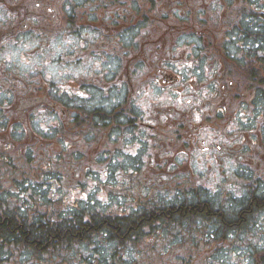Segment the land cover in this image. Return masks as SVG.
Instances as JSON below:
<instances>
[{
    "label": "flooded vegetation",
    "instance_id": "af4514ba",
    "mask_svg": "<svg viewBox=\"0 0 264 264\" xmlns=\"http://www.w3.org/2000/svg\"><path fill=\"white\" fill-rule=\"evenodd\" d=\"M53 66L86 75L57 90ZM42 109L58 123L43 128ZM121 135L140 163L119 169L134 187L120 218L209 192L219 217L264 226V0H0V147L35 163L63 146L110 157ZM227 227L224 242L249 235Z\"/></svg>",
    "mask_w": 264,
    "mask_h": 264
},
{
    "label": "trees",
    "instance_id": "16d2710c",
    "mask_svg": "<svg viewBox=\"0 0 264 264\" xmlns=\"http://www.w3.org/2000/svg\"><path fill=\"white\" fill-rule=\"evenodd\" d=\"M12 164L13 160L9 162V165L14 166ZM49 166L47 165V170ZM5 171L6 169L4 168L0 169V173H5ZM112 174L113 172L108 170L107 175ZM206 194L210 196L209 192ZM9 197L4 199L0 209L12 208L6 202L10 199ZM200 199L203 198L200 197ZM200 199H197L195 196L192 198L185 197L184 202L182 201L184 206L180 208L174 207L175 204L172 203L154 204V206H151L149 212L145 211L128 218H120L117 215L105 217L100 212L89 210L87 206H81L77 208L83 211L81 214L77 213L79 211L73 208L67 211L69 215L65 211L67 213L65 215H60L61 212H59L54 216H35L30 219L27 212H33L34 208L20 202L14 208L15 211L0 212V264L7 259L13 258H17V264L29 262L25 260L23 253H29L33 259L40 262L45 260L48 264H97L98 260L100 262L101 259V257L100 259L98 258L99 254L98 256L95 255L96 258L94 259L87 258L86 254H80L77 257V261H75V258H71L70 251L75 249V247H86L85 243L93 246L95 240L99 237H103L109 244L113 243L115 246L114 250H109L110 252L107 253V257L105 256L104 258L108 264H117V261H120V257L124 261V254L132 252L135 249L134 246L137 247V243L139 244L143 240H140V238L143 237L152 239L153 242H151L153 244L151 247L154 248L153 251L158 249L157 245H159V253H166L170 250L176 252L175 247L179 244L181 246H188V243L178 241H172L173 243L164 242L168 238L166 236L167 231L175 239L182 237V241L188 239V235L192 232L193 234L196 232L197 235L191 238L195 242L193 246L197 249L193 252H204L199 250L201 245H211L210 249L207 250L208 252L217 249V246L224 247L223 243L225 242H223L221 235L226 236L227 233L232 231V228L227 226L229 224H236L241 231L244 228V224H241L243 221L240 217H235V210L228 211L231 215L228 218L219 217L217 214H221L222 211L218 210L217 213L214 211L215 207L210 198L207 201ZM253 206H255L254 203H248L250 209ZM236 218L238 221L235 220ZM252 219L253 215L249 218V222ZM178 220L182 228L180 225H175ZM216 220H219L217 224L219 226L218 234L215 239L216 241H211V236L215 232ZM220 220L223 225H221ZM181 229L182 232L179 231ZM158 236L161 239L164 238L159 243L158 241H154ZM249 237H253L252 241L247 240L246 242L243 237H238L236 234L238 242L240 241L243 244H248L249 242L250 248L251 246L257 247L255 251L250 252V257H247L250 264H264V248L260 246V242L255 240L256 234L251 233ZM132 240H134V244L132 243L134 246L130 244ZM246 246L248 248L249 245ZM118 254L119 258H117ZM219 255H222V253ZM217 257L218 255H214L206 258L204 261L199 260V262H203L202 264H220V259ZM189 259L185 262V259L177 258L174 262L177 264H197L198 262L196 258ZM166 261L167 259L162 257L158 264H165ZM230 262L238 264L239 260L233 259Z\"/></svg>",
    "mask_w": 264,
    "mask_h": 264
},
{
    "label": "rangeland",
    "instance_id": "374dc122",
    "mask_svg": "<svg viewBox=\"0 0 264 264\" xmlns=\"http://www.w3.org/2000/svg\"><path fill=\"white\" fill-rule=\"evenodd\" d=\"M60 43H58L57 45H59ZM67 44V43H66ZM63 45V48H65L68 45ZM60 47V46H59ZM110 68V67H109ZM100 69L99 67H95L92 68V72L96 71L97 73L99 72ZM86 70L85 67L83 68H65L62 66H53L51 68H49L47 70V76L50 77L52 76V79H60L62 77H66L69 75L70 78L72 79V77L74 75H80L81 73H84L83 75H86ZM83 75L81 77H83ZM73 80H71L72 82ZM66 87H68L66 85ZM39 119V116H38ZM58 123L57 119H54V117L49 116V115H41V124L44 127H49L51 124H55ZM111 142H113V146L114 148L112 150L116 151L115 154H113V156H110V158H112V164H106V163H97V165L99 164V168L104 167L105 169L109 168V171L111 172V170H113V174L112 175H107L105 173V171L99 169L96 164L94 166H90L88 167L84 172H82L78 169V167L75 164L70 165L72 172L71 174L69 173V171L67 169H65V167L63 165H65V162H62V164H58L59 169L57 168V172L59 173V175L54 178V171L53 169H56L55 166L53 167H49V169L47 170V176H48V181L47 184L48 186H44V183L41 181L42 180V173L38 176L39 181L41 183L40 188L46 189L47 192L50 193V196L53 198L52 202L56 204L57 200H59V202L61 204H63V206H61V208L59 207L61 211L63 212H67L68 208L73 207V205H77V203L84 198V194L86 191L88 194V197L85 200H82V202L84 203L85 206L89 207V210L92 211H97L100 212L103 216H111V215H123V204L122 201L126 199V192H129L130 190L134 189V187H132V185L130 186V183L128 182V180H126L124 177H126V174H122V170L119 171V169L122 167L124 168L126 166V169H130L131 167H133V162H137L140 163V160L138 159H130L124 156V154L122 153V151H127L129 154L130 153H134L135 150L134 148H138V143L137 144H132L131 140L129 137L126 136H122L121 137H116L115 139H113ZM133 149V150H132ZM72 150V149H70ZM55 150H52V153L55 154ZM63 152H67L64 151ZM4 153V156H6L9 159H12L11 154L9 151H4L1 152ZM61 160H67V159H71L69 154L67 156H59ZM109 159V158H108ZM3 162L4 164L8 163L9 160H7L6 158H2L0 157V163ZM14 166H16V169H19V166L22 164H18V163H13ZM29 165H27V167H30L29 170L26 168L27 172H31L32 177L34 176L32 173L33 170V164L28 163ZM44 164H42L43 166ZM3 166H1L0 168H2ZM24 166H21L20 169H22ZM133 170V169H132ZM131 170V171H132ZM118 172L120 174V176L118 175ZM69 173V174H68ZM14 173H10V176H13ZM29 175V174H28ZM16 176H18L19 179H24L25 175H21L20 173H18ZM124 176V177H123ZM51 177H53V179H51ZM5 176L2 178V175L0 174V192H5L2 193L1 195L7 194L5 195L3 199L9 197V194L12 193V189L7 190V182H9L8 180L4 179ZM119 179V180H118ZM51 185H50V184ZM125 183H128V185H125ZM65 184L71 185V186H66ZM133 184V182H132ZM78 186H83L84 188H80ZM21 187V190L23 188H28L29 186L28 184H23L21 186H19L18 188ZM56 187L59 189L58 193L55 191ZM77 187V188H74ZM210 185H207V188H209ZM73 188V189H72ZM122 188V190H121ZM7 190V191H6ZM19 190V189H18ZM136 190H139L138 188H136ZM66 191V192H65ZM123 192V195L125 194V196H121ZM125 192V193H124ZM99 193V194H97ZM207 193V192H206ZM66 194L72 199V201L66 196ZM10 201L12 200L11 197ZM20 198H23L22 196H20ZM49 198V194L45 193V194H40V200L41 202H43L42 204V208L40 210V212L38 213L39 215L41 214H45V215H49L51 208L54 207V205L52 203H50V201H48ZM63 198L66 200L64 201ZM24 203V201H21ZM19 204V202H17ZM74 203V204H73ZM118 205H120V207H118ZM128 206V207H127ZM132 206H137L139 207V203L133 202L131 201V203L127 202L126 203V207L124 208H129V210L132 208ZM121 208V209H120ZM73 209V208H72ZM76 211H79L77 213L81 214L83 213V211H81L80 209H76ZM60 213V215H65L67 213ZM132 213V211H131ZM33 212H27V215H32ZM56 215V214H54ZM69 215V213H68ZM252 224H249V226L244 227L242 229L243 232H245L246 230H248L250 228ZM252 232V230H250ZM198 232V231H197ZM263 232V231H262ZM160 233V232H159ZM257 233L258 235L261 233V230L257 229ZM249 234H251L249 232ZM195 235H197V233L195 232L193 234V232L188 235L189 238L186 239L185 241H182V237H180L179 239H175L172 235H169V232L167 231L166 236L168 237L167 239H165L166 241L164 242H168V243H173L172 241H178L181 243H188V246H181L180 244L177 245L175 247L176 252H173L172 250L166 252V255L164 258L167 259V261L165 262V264H175V259L177 258H181V259H185L186 260H190L189 258H194L192 255H190V253H196L193 252L195 250H197L193 244H195V242L191 239L192 237H194ZM202 236V235H201ZM257 236V235H256ZM260 237V236H259ZM164 239V238H162ZM162 239L158 236L157 238L154 239V241H159L161 242ZM236 239V237H235ZM253 237H249L248 240L252 241ZM255 240L257 241V237H255ZM152 239H150V241L147 239L142 240L139 244L137 243V247L134 246L133 244H131V246H134L135 249H133L134 251V256L131 253H128L127 255L124 256V260L123 261L122 258L120 257V261H117V264H151L154 261H159L156 260L158 249H159V245H157L158 249L154 250V248L151 247V245L153 244ZM260 241V246L262 248H264V239L259 238ZM237 240H230L228 242H226V244H223L224 247H219L217 248V251H223V253L227 252L229 253V251H234V252H240L243 253L244 256H247L249 252L255 251L257 249V247L251 246L250 248V243L248 242V244H243L242 242L240 243V241L238 243ZM95 244H93V246H90L88 243H85L86 247H75V249H72L70 251V256L71 258H75V261H77V257H79L80 254H83L85 256H87V258H96L95 255L98 256V254L100 256H98V258L100 259V262L98 260L97 264H106L107 262H105L104 258L106 255H108L107 253H109V250H114L115 246L113 243L109 244L106 240H104L103 237H99L98 239L95 240L94 242ZM199 244V243H198ZM246 245H249L248 248L246 247ZM211 245H201L200 247V251H204L202 252V256L201 261L205 260L206 258H208L207 254H208V249H210ZM259 248V249H262ZM81 249V251H79ZM118 249V246H117ZM151 250V251H149ZM198 250V251H199ZM119 252V251H118ZM23 257L25 258V260L29 261L26 262L25 264H48L45 260L41 261V262H37L36 259H33L31 257V255L29 253H23ZM228 257V259H223L222 261L224 262V264L229 263L230 261H232L231 259V254H224ZM107 257V256H106ZM161 258V257H159ZM232 258H235L232 257ZM158 259V258H157ZM138 261V262H137ZM220 261V260H219ZM93 262V261H92ZM203 262H199V264H202ZM2 264H17V258H13L10 260H5L4 262H2ZM20 264V263H19ZM24 264V263H23ZM59 264V263H58ZM62 264V263H60ZM108 264V263H107ZM154 264V263H153ZM198 264V262H197Z\"/></svg>",
    "mask_w": 264,
    "mask_h": 264
}]
</instances>
